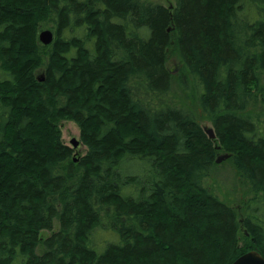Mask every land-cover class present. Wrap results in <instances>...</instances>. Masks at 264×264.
Listing matches in <instances>:
<instances>
[{"label": "trees", "instance_id": "16d2710c", "mask_svg": "<svg viewBox=\"0 0 264 264\" xmlns=\"http://www.w3.org/2000/svg\"><path fill=\"white\" fill-rule=\"evenodd\" d=\"M173 55L214 138L165 98ZM260 97L264 0H0V264L264 255ZM63 120L87 146L77 161ZM220 153L252 194L243 206L205 184Z\"/></svg>", "mask_w": 264, "mask_h": 264}, {"label": "rangeland", "instance_id": "374dc122", "mask_svg": "<svg viewBox=\"0 0 264 264\" xmlns=\"http://www.w3.org/2000/svg\"><path fill=\"white\" fill-rule=\"evenodd\" d=\"M156 3H161L164 5H175V0H151ZM44 29H51L50 25L44 26ZM52 30V29H51ZM53 31V30H52ZM168 68L172 72L174 79L172 81V89L166 95V100L172 104H176L179 107L185 109H190L197 116V119L204 127L206 132H209V129L212 128V123L209 118L204 114L200 108L195 105L193 98L190 94L185 92L182 86L179 84V77L183 71V64L176 56H171L168 60ZM251 112H254L256 115H259L264 119V98L260 97L255 105L254 109L252 108ZM60 129L62 133V141L74 149L73 156L78 158L84 155L87 151V146L81 140V132L77 123L72 120H63L60 122ZM213 129V128H212ZM76 138L80 141V145L77 148H74L71 140ZM224 154V153H220ZM219 154V155H220ZM126 168L138 170L139 165L127 163ZM205 184L208 188L217 194L222 200L227 203L240 207L243 202H247L252 198V194L248 192V186L245 184L243 179L237 173L232 162L227 159L221 163H217L215 169L209 178H207ZM243 206V205H242ZM59 225L56 222L55 229H58ZM49 234L48 231H44L43 235L46 236ZM100 239H111L107 237V233H102ZM102 247V246H101ZM103 248V247H102Z\"/></svg>", "mask_w": 264, "mask_h": 264}, {"label": "water", "instance_id": "95a60500", "mask_svg": "<svg viewBox=\"0 0 264 264\" xmlns=\"http://www.w3.org/2000/svg\"><path fill=\"white\" fill-rule=\"evenodd\" d=\"M39 39L41 43L44 45H49L54 40V32L51 29H44L39 32ZM209 134L211 138L215 137L214 130L211 128L209 129ZM71 143L74 148H77L80 145V141L76 138H73L71 140ZM231 155L229 153H224L218 155L216 159V163H221L222 161H225L229 159ZM78 158H75V161H77ZM231 264H264V255L260 253L257 249H252L241 256H239L234 262Z\"/></svg>", "mask_w": 264, "mask_h": 264}]
</instances>
